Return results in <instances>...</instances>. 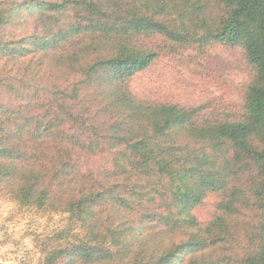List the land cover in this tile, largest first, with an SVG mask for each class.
<instances>
[{"label": "trees", "instance_id": "16d2710c", "mask_svg": "<svg viewBox=\"0 0 264 264\" xmlns=\"http://www.w3.org/2000/svg\"><path fill=\"white\" fill-rule=\"evenodd\" d=\"M219 44L253 72L238 115L128 88ZM0 88V190L64 216L43 264H264V0H0Z\"/></svg>", "mask_w": 264, "mask_h": 264}, {"label": "rangeland", "instance_id": "374dc122", "mask_svg": "<svg viewBox=\"0 0 264 264\" xmlns=\"http://www.w3.org/2000/svg\"><path fill=\"white\" fill-rule=\"evenodd\" d=\"M27 17L28 14H22L18 19L20 25L16 28L11 24L8 30L15 27L18 38L32 33ZM252 75L241 48L219 44L202 50L182 48L175 53L162 49L154 63L132 75L127 85L144 100L184 107L207 105L212 111L238 115L242 113L243 95ZM9 100L10 96L0 88V102ZM218 202V194L212 192L196 207L195 213L202 223L216 216ZM63 220L64 216L59 214L21 209L0 190V264H43L45 237L52 235ZM180 259L177 256V261Z\"/></svg>", "mask_w": 264, "mask_h": 264}]
</instances>
